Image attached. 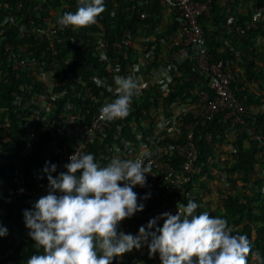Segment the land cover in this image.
Instances as JSON below:
<instances>
[{
  "label": "trees",
  "instance_id": "1",
  "mask_svg": "<svg viewBox=\"0 0 264 264\" xmlns=\"http://www.w3.org/2000/svg\"><path fill=\"white\" fill-rule=\"evenodd\" d=\"M263 2L214 0L211 9L199 16L209 50L216 58L230 60L236 72L235 95L245 107V112L241 113L244 124L233 125L221 116L197 123V162L182 189L190 193L188 197L180 190L174 191L172 196L166 194L162 189L166 182L160 176L151 179L147 186H139L140 190L150 191L149 197H137L138 204L143 203L145 210L160 208L156 227L163 226L166 218H161L162 213L175 215L177 212L172 208L177 202L186 206L192 200L199 205L195 214L207 212L226 219L233 229L232 234L246 235L253 252H259L261 258H264V137L251 139L249 130L264 135V22H257L256 27L247 25L250 7ZM104 4L105 11L94 25L86 28L69 25L62 29L57 23L60 31L54 52L47 41L38 40L31 31L21 32L20 28L48 22L53 17L52 11L60 12V16L75 13L79 0H0V227L8 230L7 235L0 236V253L11 247L9 258L16 264H27L32 255L43 254V249L38 250L35 241L27 236L30 229L25 224L24 210L33 209L39 199L28 194L39 193L35 179L40 177L49 183L48 174L43 171L46 162L57 163L50 144H68L63 115L67 107L92 114L110 100L114 76L129 77L140 69L164 67L163 81L144 84L133 97L129 115L106 121L103 134L93 139L85 154L92 153L97 162L104 160V154L107 156L109 152L110 155L114 146L143 141L144 138L138 137L140 133L145 135L146 130L153 135L173 115L175 108L187 106L196 99L197 85L201 83L208 88L204 74L195 70L189 55L170 60L174 49L167 46L173 41L180 16L168 0H104ZM54 22H58L57 19ZM237 25L243 32L236 31ZM101 28L105 29L103 35L108 41L107 58H102L98 51ZM7 45L13 47L11 51L18 58L30 51L34 53L28 56L33 57L35 67L15 65L9 60ZM139 46L141 54L138 56ZM49 66L53 85L46 93L49 95L46 105L50 108L40 114L36 112V100L30 102L29 92L40 97L44 91V73ZM86 87L97 99L94 103L84 95ZM17 99L19 105H15ZM25 101L30 103L26 105ZM17 114L37 116L42 123L41 131L24 156L17 155L27 142L25 128L19 125ZM182 118L187 122L190 115L183 114ZM170 131V125L162 128L157 143L168 146L167 158L180 171L175 143L167 138ZM207 134H210L209 139ZM15 161L20 183L27 193H20L11 183ZM61 172L56 167L51 175L55 178ZM154 218L157 219L152 214L141 220L133 236ZM19 238L20 242L14 246ZM148 253L146 244L138 250L133 248L122 254L117 264H162L158 252L152 257ZM248 261L257 264L251 255Z\"/></svg>",
  "mask_w": 264,
  "mask_h": 264
},
{
  "label": "clouds",
  "instance_id": "2",
  "mask_svg": "<svg viewBox=\"0 0 264 264\" xmlns=\"http://www.w3.org/2000/svg\"><path fill=\"white\" fill-rule=\"evenodd\" d=\"M104 11V0H79L77 11L64 13L58 24L62 29L69 25L86 28L96 24ZM114 82L115 99L101 107L99 116L109 122L129 115L140 90L139 81L131 76H116ZM69 161L64 165L67 172L55 178L51 173L57 166L46 162L48 194L33 209L24 210L28 235L38 250L43 249V254L32 255L27 264H112L113 257L145 244L150 257L159 253L162 264H249V255L264 264L246 235H233L224 218L207 212L195 214L199 205L192 200L186 206L177 205L175 215L162 213L161 218H166L162 227H156L154 218L136 236L118 231L122 220L145 207L138 204L133 191L136 185L144 187L145 174H151L145 156L134 160L115 157L100 167L92 153L75 152ZM7 231L0 227V236Z\"/></svg>",
  "mask_w": 264,
  "mask_h": 264
},
{
  "label": "built area",
  "instance_id": "3",
  "mask_svg": "<svg viewBox=\"0 0 264 264\" xmlns=\"http://www.w3.org/2000/svg\"><path fill=\"white\" fill-rule=\"evenodd\" d=\"M169 4L176 7L179 16L180 23L179 27L174 34L173 41L168 44L167 49H174L171 52L170 60H176L180 55L187 56L189 55L190 59L194 61L195 70L199 74H204V77L207 81V87L203 84L196 86V99L188 104L187 106H178L174 109L173 115L169 116L168 120L163 124L162 128L170 125L171 131L169 132L167 138L172 140L175 143V148L177 150L180 171H177L175 166L170 163L169 158H167L168 146L165 144H158L157 141L158 134L162 128L157 130L153 135L149 130L145 131V135L139 134L138 138H144L142 141L134 140L132 143H126L124 147L114 146V150L107 156L104 154L103 159L97 161L100 167H106L113 158L119 157L121 159H136L140 156H145V164H151V174L146 173V185H149L151 179L158 178L160 176L166 184L162 187L163 191L172 196L174 191L183 192V186L186 182L189 181L190 176L193 174V170L196 166L198 148L195 140V129L197 123L200 120L211 121L214 118L222 117L230 121L233 125L244 124L243 119L241 118V113L245 112L244 105L236 97L235 91L237 86L236 83V72L232 68L231 61L225 58H216L211 51L206 42V36L200 26L199 16L204 12L211 9L212 3L214 0H168ZM228 2V1H227ZM251 14L249 18V23L247 27H256L257 22H264V2L260 6L250 7ZM61 14L58 16L55 15L52 20H48L44 24L38 26L23 25L20 28L21 32H30L40 41H47L51 46L54 52V43L58 40L57 33L60 31L57 26L58 22H54L56 19L61 17ZM254 17H257L254 19ZM30 22H32L30 20ZM54 22V23H52ZM236 31L243 32V29L240 26H236ZM102 35L99 36L98 40V51L102 58H107L108 54V41L104 37L103 33L105 32L104 28H101ZM6 50H10L8 55L9 60L12 61L15 65L19 66H31L34 68V53L31 51L26 53L24 56L18 58L16 57L12 50L11 45H7ZM153 49V47H151ZM151 52V51H150ZM29 55V56H28ZM170 67V65H168ZM167 67V68H168ZM47 73H44L43 80V93L40 94V97L37 98V95L29 92L30 102L38 104L37 113L42 114L44 111H48L50 107L46 105V100L49 95L47 91L53 85L51 66L47 67ZM164 67L156 70H144L133 72L130 76L134 77L139 81L140 89L142 86L149 82L160 83L163 81L164 77ZM116 77V76H114ZM116 85L112 86L111 89V98L107 100L106 103H110L115 99L114 89ZM140 91V90H139ZM84 95L92 101L93 103L97 100L92 94L89 88L84 89ZM30 102L25 101L24 104L28 105ZM20 100L15 101V105H19ZM102 105V106H103ZM93 106V104H92ZM90 114V111L82 112V110H75L74 108L67 107L64 110L63 115L66 121V136L69 138L68 144L60 146L58 143L50 144V149L54 152V155L57 159V167L62 172H67V169L64 167L66 163H69V157L77 153L85 154L88 152L91 146V142L96 137L103 134L107 122L101 120L100 109ZM189 114L190 119L187 122H183L182 115ZM223 113V114H222ZM18 123L20 126L25 128V137L26 144L21 148L17 155L24 156L30 150V143L37 137L38 133L42 129V123L39 121V117L30 115V116H21L17 114ZM250 138L262 140L264 135L261 133H253L251 130ZM6 137V133L4 134ZM206 138H210V134L206 135ZM24 139V137H23ZM157 139V140H156ZM14 176L11 179V183L17 186L20 193H27L23 186L20 183V177L18 172V163L14 162ZM36 189L39 190V193L31 192L28 193L33 195L35 198L39 196H45L49 191V183L43 181L40 177L36 179ZM123 186L124 182H120ZM133 191L137 193V197L144 198L150 196V191L140 190L139 185L133 187ZM184 193V192H183ZM58 194V193H57ZM185 196H189L190 193H184ZM193 197V196H192ZM179 206L178 202L176 206ZM159 207L155 210H145L138 211L133 215V218L127 220L126 218L120 223L118 231H123L125 234H132L135 232L136 226L140 223L141 220L148 218L150 215L155 214L156 220L159 218ZM28 236V234H27ZM23 238V237H22ZM21 238L17 239L14 246L20 242ZM11 253V247H8L3 253H0L1 264H16L12 259L9 258ZM122 260V255L119 257H113L112 264H117Z\"/></svg>",
  "mask_w": 264,
  "mask_h": 264
},
{
  "label": "rangeland",
  "instance_id": "4",
  "mask_svg": "<svg viewBox=\"0 0 264 264\" xmlns=\"http://www.w3.org/2000/svg\"><path fill=\"white\" fill-rule=\"evenodd\" d=\"M53 9H51V11H52ZM58 11H52L51 12V14H53V17L52 18H50L49 20H52L53 18H54V16L57 14V16L59 15V14H61L60 12H58ZM54 13H56V14H54ZM50 17V16H49ZM52 23H54V22H52ZM262 63L260 62V65H261ZM139 71H141V70H139ZM38 104H40L39 102H38ZM205 204H207V202H205ZM179 207V206H178ZM172 211L173 212H177L178 211V208H177V206H174L173 208H172Z\"/></svg>",
  "mask_w": 264,
  "mask_h": 264
},
{
  "label": "crops",
  "instance_id": "5",
  "mask_svg": "<svg viewBox=\"0 0 264 264\" xmlns=\"http://www.w3.org/2000/svg\"><path fill=\"white\" fill-rule=\"evenodd\" d=\"M169 10H167V12H168ZM136 39V38H135ZM136 41H138V39L136 40ZM137 49H138V52H137V55L139 56L140 54H141V52H140V46L139 47H137ZM141 71H143L142 69H140Z\"/></svg>",
  "mask_w": 264,
  "mask_h": 264
}]
</instances>
